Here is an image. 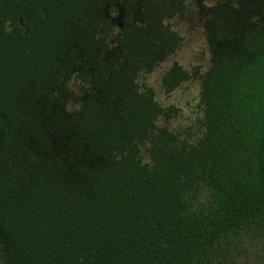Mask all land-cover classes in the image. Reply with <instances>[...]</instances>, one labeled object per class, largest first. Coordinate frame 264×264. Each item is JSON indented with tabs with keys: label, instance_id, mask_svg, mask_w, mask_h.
<instances>
[{
	"label": "trees",
	"instance_id": "trees-1",
	"mask_svg": "<svg viewBox=\"0 0 264 264\" xmlns=\"http://www.w3.org/2000/svg\"><path fill=\"white\" fill-rule=\"evenodd\" d=\"M187 9L0 0V264H214L223 240L264 225V0L206 20L205 74L175 63L163 76L167 95L201 80L195 144L158 127L179 110L138 82L180 47L172 20Z\"/></svg>",
	"mask_w": 264,
	"mask_h": 264
},
{
	"label": "rangeland",
	"instance_id": "rangeland-1",
	"mask_svg": "<svg viewBox=\"0 0 264 264\" xmlns=\"http://www.w3.org/2000/svg\"><path fill=\"white\" fill-rule=\"evenodd\" d=\"M239 1L187 0L188 9L185 15L172 20L175 31L182 37L180 47L152 72H144L138 79L140 84H149L154 89L156 99L163 107L174 106L179 110L173 119H160L158 127L179 133L182 139L193 144L197 143L205 132L201 80L184 82L171 95H167L162 79L175 63L189 71L198 69L201 74L210 69L211 55L205 34V22L220 5L235 6ZM114 16L116 22H120L121 17L117 13ZM116 35L117 32L111 36L112 45L116 43ZM70 87L77 94H81L86 86L80 79H74ZM68 107L74 110L77 105L70 103ZM153 134L138 140L145 162H149ZM210 200L211 192L202 190L192 200L193 210L202 209ZM214 264H264V225L245 227L223 240L214 256Z\"/></svg>",
	"mask_w": 264,
	"mask_h": 264
}]
</instances>
